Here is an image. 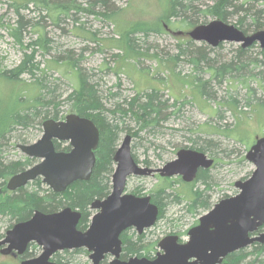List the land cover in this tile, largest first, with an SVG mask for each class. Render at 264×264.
<instances>
[{
  "label": "rangeland",
  "instance_id": "obj_1",
  "mask_svg": "<svg viewBox=\"0 0 264 264\" xmlns=\"http://www.w3.org/2000/svg\"><path fill=\"white\" fill-rule=\"evenodd\" d=\"M217 1L194 0L193 3L201 10H206ZM80 2L81 5L86 4L84 1ZM174 2L175 0H115L112 10L116 13L112 14L111 10L108 18L82 12L76 14L73 11L76 14L74 21L65 17V23L56 25L54 16L48 17V10L35 1L0 0V72L16 68L21 63L23 54L32 52L27 45L37 38V32L43 31L52 39L54 49L50 55L39 49L34 55V61H40L44 70L40 77L50 87L58 86L56 98L63 102L60 105V115L73 113V101L66 99L79 87L74 70L68 72V67L54 65V57L69 50L76 60H81L79 64L87 78L91 82H98L99 94L103 96L106 108H112L114 102H121L124 97L132 98L136 93L159 89L163 98L172 105L170 110L175 113L162 123L156 137L144 131L137 137L133 136L132 153L141 165L147 166L145 161L148 160L152 168H160L175 159L180 149L192 145L195 138L200 137L201 142L213 140L219 145L216 148L212 145L213 149L207 152L216 161L208 175V181L212 182L210 199L213 207L221 199L237 194L239 189L235 182L249 178L255 169L246 155L255 141L264 135V49L258 42L246 48L242 60L248 61V67L240 73L226 72L218 79H213L214 69H209L205 63L201 68H196L188 56H180L176 62L171 60L170 57L179 54L180 49L185 47L184 43L194 41L188 35L194 27L214 19L223 20L220 16L208 15L204 11L196 15V19L183 20V17L190 15L173 16ZM232 2L234 5L244 4V7L252 5L257 9L264 8L262 0ZM25 3L28 6L20 8V14L24 21H29L22 28L20 43L11 32L19 27L15 6ZM233 9L228 8L229 14L225 22L239 27V20L246 13L234 12ZM243 26L248 34L259 30L251 26L249 18ZM129 37L132 41H129ZM204 44L206 43L194 41L196 47H204ZM205 46L209 56L216 58L217 64L232 60L236 62L235 58L241 48L240 43L235 42H222L217 47L208 44ZM197 78L203 82L210 81L207 87L209 95H202L197 89L196 82L201 83ZM36 79L28 74L22 75L18 80L0 76V123L7 122L13 114L32 111L34 106L39 105L37 97L43 95L47 99L45 89L40 88ZM109 92L119 95L109 99ZM128 125H131L133 131L138 130L134 122ZM11 128L7 143L0 149V158L5 162L26 158L17 145L32 144L43 135V125L37 122L34 125H15ZM127 134L130 133H121L119 145ZM31 159H34L32 165L39 161ZM11 176L4 180L8 182ZM178 178L180 176L170 179L175 181ZM161 184L158 175L131 176L126 191L140 189L141 194L152 195ZM175 186L179 191L189 188L184 183ZM195 187L203 189L205 185L196 181ZM187 208L186 200L180 204H168L164 216L154 226L139 234L144 235V244L151 247L153 253L149 258H154L160 251L158 243L167 235L175 234L183 236L182 240L187 239L186 231L197 225L200 217L208 212L200 209L192 214ZM7 227L5 219L0 216V239L5 236ZM129 230L130 234L138 235L135 228ZM35 245L30 248L31 257L24 255L19 258L0 253V264H20L23 258L38 256L42 247ZM73 259L78 264H92L85 253L75 255ZM111 259L109 256L106 261L109 263Z\"/></svg>",
  "mask_w": 264,
  "mask_h": 264
},
{
  "label": "water",
  "instance_id": "obj_2",
  "mask_svg": "<svg viewBox=\"0 0 264 264\" xmlns=\"http://www.w3.org/2000/svg\"><path fill=\"white\" fill-rule=\"evenodd\" d=\"M194 41L217 47L222 42L240 43L248 48L259 43L264 49V29L246 34L239 27L214 19L192 29ZM69 143V151H59L54 141ZM100 132L93 120L71 113L64 120L46 119L43 135L32 144H18L27 157L39 161L11 176L7 189L15 191L41 178L52 191L62 193L76 181L91 178L96 164ZM132 136L125 135L115 153L116 167L112 175V191L104 199L91 204L95 210L89 227L78 229L81 212L65 207L57 212L36 210L31 218L12 226L0 240V253H16L23 257L31 243L42 247L32 258L20 264H57L54 255L59 251L85 248L92 264H102L107 255L109 264H220L229 254L247 248L255 242L264 243V135L247 152L246 158L255 165L252 175L235 182L238 193L221 199L188 230L186 241L171 234L158 243L160 251L154 258L130 256L121 258L122 233L135 228L138 234L158 221L159 206L151 195L126 192L131 176H180L186 183L197 178L199 169H210L214 158L205 152L182 148L177 157L160 168L139 164L132 153Z\"/></svg>",
  "mask_w": 264,
  "mask_h": 264
},
{
  "label": "trees",
  "instance_id": "obj_3",
  "mask_svg": "<svg viewBox=\"0 0 264 264\" xmlns=\"http://www.w3.org/2000/svg\"><path fill=\"white\" fill-rule=\"evenodd\" d=\"M35 1L37 5H41L47 9L48 17H53L54 23L60 25L65 23V17H70L73 21L77 12H82L90 15H102L104 17H110L115 0H27ZM80 1H84L86 4H80ZM258 0H255V2ZM264 1V0H262ZM194 0H175V12L173 16L187 15L190 16L183 20L196 19V15H199L202 11L208 15L220 16L224 21L229 14L228 8L233 7V11H244L246 15L242 16L239 20V28L248 34V30L244 28V23L247 18L251 20V26L255 30L264 28V8L257 9L254 6L244 7V4L234 5L232 0H218L215 5L209 6L206 10H201L194 5ZM25 4H16L15 12L18 14L19 19L17 21L18 26L11 32L12 36L21 43V32L25 24L29 20L22 18L20 14V8H26ZM112 10V11H111ZM76 11V14L73 13ZM191 12V13H190ZM107 13V14H106ZM116 12L113 11L112 14ZM194 14V16H193ZM195 17V18H193ZM34 24V23H32ZM158 31V29H154ZM147 31V29H146ZM46 32H37V38L31 41L27 48H31L30 54L24 53L21 63L14 69L5 70L0 72V76L6 77L8 80H18L24 74L36 77V81L40 88L45 89L47 99L42 97L36 98L39 101V105L34 106L32 111L27 113H16L9 117V120L0 123V149L7 143L9 133H11V127L15 125H34L35 122L42 124L46 119L52 118L60 120L64 118V115H60V105L63 103L57 99L58 86L50 87L46 83L43 77H40L44 70L41 68L40 61H34V55L42 49L44 54H52L54 49L52 39L45 35ZM131 34V33H130ZM146 34V33H145ZM144 34V36H146ZM93 35V34H92ZM129 41L132 39L129 37ZM185 47L180 49L179 54L170 57L171 60L177 61L180 56H188L189 61L196 67L201 68L205 63L209 69L215 70L213 79H218L224 76L226 72H242L248 67V61L242 60V55L246 52V48H239V53L234 60L229 63L217 64L216 58L209 56L206 47H196L194 41H187ZM209 46V45H208ZM54 65L57 67L62 65L68 67L67 71H75L76 81L79 87L75 88L66 100L73 101V113L80 115L81 117L89 118L99 128L100 140L96 154V164L93 169L92 176L87 181H76L68 187V189L62 193H56L50 188L45 186L41 178H37L28 185L18 188L15 191L7 189V182L4 180L9 175L19 173L28 167L32 166L33 160L31 158H24L21 160H13L5 162L0 158V216L5 219L8 229L14 224L26 221L33 216L36 210L44 213H52L60 211L65 207H71L81 212V219L78 224V229L85 230L88 228L93 211L91 210V204L97 199H103L110 194L112 190V174L115 168L114 157L119 147V141L121 133L127 131L132 134V137L139 136L140 132H146L154 137L159 134V129L162 127V123L167 121L175 111L170 110L172 105L169 104V100L163 98V94L159 89H151L145 92L136 93L132 98L124 97L121 102H114L112 108H106L104 98L99 94L98 82H91L87 75L82 70L80 59H75L72 51H66L62 54H58L54 57ZM213 70V71H214ZM198 81H201L197 78ZM197 89L203 95H209L207 87L210 81L196 82ZM119 93L109 92V99L118 96ZM65 100V101H66ZM45 103H44V102ZM177 103V102H176ZM45 119V120H44ZM44 120L43 122H41ZM129 120V121H127ZM135 123L138 126L137 131H133L128 125ZM20 137V136H19ZM21 139H18V141ZM201 138L197 137L192 141V145L184 147L200 150L203 152H209L212 145L218 147L219 145L213 140L209 139L201 142ZM25 142V140H23ZM57 150L69 151L70 146H63V144L55 143ZM135 160L140 163L138 158L133 154ZM147 166H151V163L146 160ZM216 163V161H215ZM152 167V166H151ZM210 169H199L197 178L191 182L186 183L181 178L171 180L170 178H161L162 184L156 188L151 197L152 202L159 206L160 212L158 219L162 218L165 214V210L168 204H180L184 200L188 202V211L192 214L198 212L200 209L209 211L212 208L210 190L212 188V182L208 181ZM197 182H202L205 187L199 189L195 187ZM189 187L186 191H179L175 185L182 184ZM132 193L141 195L140 189L134 190ZM264 230V224L261 228ZM4 237V236H3ZM2 237V238H3ZM123 240V252L122 258L127 259L130 256H147L152 255L150 245L144 244V235L130 234V230H126L122 236ZM36 246L34 243L30 244L25 255L31 257L32 253L30 248ZM85 253L89 255L88 251L80 248L73 250H64L63 253H57L55 261L57 264H78L73 257L78 254ZM103 264H108L106 259ZM220 264H264V243L255 242L245 249L233 252L229 254Z\"/></svg>",
  "mask_w": 264,
  "mask_h": 264
},
{
  "label": "flooded vegetation",
  "instance_id": "obj_4",
  "mask_svg": "<svg viewBox=\"0 0 264 264\" xmlns=\"http://www.w3.org/2000/svg\"><path fill=\"white\" fill-rule=\"evenodd\" d=\"M51 119H52V118H51ZM64 119H65V117H64V118H61L60 120H64ZM54 120H55V119H54ZM57 121H59V120H57ZM54 142H55V143H60V144H65V145H63V146H70L69 143H66V142H59V141H56V140H55ZM199 151H200V150H199ZM202 152H203V151H202ZM205 153H206V152H205ZM206 154H207L209 157H211L208 153H206ZM214 163H215V159H214ZM155 175H158V176H159L158 173H156ZM159 177H160V176H159ZM126 192H127V191H126ZM110 193H111V192H110ZM128 193H132V192H128ZM133 194H134V193H133ZM135 195H137V194H135ZM142 195H144V194H141V195H139V196H142ZM107 196H108V195H107ZM107 196H106V197H107ZM106 197H105V198H106ZM103 199H104V198H103ZM91 210H92V209H91ZM159 212H160V210H159ZM94 214H95V212L93 213V215H94ZM262 226H263V225H262ZM262 226L259 228L257 235H258L259 233L264 232V230H261ZM88 227H89V226H88ZM129 229H130V228H129ZM85 230H86V229H85ZM85 230H82V231H85ZM127 230H128V229H127ZM125 231H126V230H125ZM125 231H124V232H125ZM124 232H123V233H124ZM144 232H145V231H144ZM123 233H122V234H123ZM186 233H188V230L186 231ZM186 235H187V234H186ZM121 236H122V235H121ZM187 237H188V235H187ZM187 237H186V238H187ZM179 238H180V242H183V241L187 240V239L182 240V239H183V236H179ZM121 239H122V238H121ZM122 241H123V240H122ZM123 247H124V245H123ZM244 249H245V248H244ZM122 252H123V250H122ZM157 253H158V252H157ZM11 255H16V253L13 252V253H11ZM156 255H157V254H156ZM156 255H155V256H156ZM16 256H18V255H16ZM88 256H89V255H88ZM109 256H111V255H110V254L107 255V256L105 257V259H106L107 257H109ZM136 256H137V255H136ZM146 257H147V256H146ZM19 258H21V257H19ZM111 258H112V256H111ZM121 258H122V253H121ZM128 258H129V257H128ZM148 258H149V257H148ZM105 259H104V260H105ZM122 259H124V258H122ZM104 260H103V261H104ZM103 261H102V264H103Z\"/></svg>",
  "mask_w": 264,
  "mask_h": 264
},
{
  "label": "bare ground",
  "instance_id": "obj_5",
  "mask_svg": "<svg viewBox=\"0 0 264 264\" xmlns=\"http://www.w3.org/2000/svg\"><path fill=\"white\" fill-rule=\"evenodd\" d=\"M89 119V118H88ZM131 145H132V143H131ZM114 162H115V160H114ZM116 164V163H115Z\"/></svg>",
  "mask_w": 264,
  "mask_h": 264
}]
</instances>
